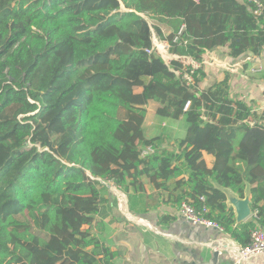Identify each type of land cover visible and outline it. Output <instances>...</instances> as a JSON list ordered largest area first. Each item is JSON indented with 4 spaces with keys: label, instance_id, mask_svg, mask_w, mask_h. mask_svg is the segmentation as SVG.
Wrapping results in <instances>:
<instances>
[{
    "label": "trees",
    "instance_id": "1",
    "mask_svg": "<svg viewBox=\"0 0 264 264\" xmlns=\"http://www.w3.org/2000/svg\"><path fill=\"white\" fill-rule=\"evenodd\" d=\"M153 37L200 62L221 46L259 56L264 14L247 0H0V264H111L92 232L108 183L143 191L144 176L179 209L206 206L240 246L264 229V112L230 75L203 85L198 69L189 84ZM149 103L185 134L148 137ZM249 185L257 216L237 222L226 193Z\"/></svg>",
    "mask_w": 264,
    "mask_h": 264
},
{
    "label": "crops",
    "instance_id": "2",
    "mask_svg": "<svg viewBox=\"0 0 264 264\" xmlns=\"http://www.w3.org/2000/svg\"><path fill=\"white\" fill-rule=\"evenodd\" d=\"M162 28L164 32H170L164 24ZM156 41L160 54L168 64L180 61L187 65L191 62L189 56L170 52L168 41L160 42L158 38ZM203 59V85L222 81L230 75L232 95L245 100L258 113L264 112V50L259 56L247 53L233 58L229 56L227 47L221 46L207 51ZM252 68H257V72H253ZM137 88L143 91L142 87ZM153 115L156 121H150L149 112L146 117L145 132L148 137L170 133L175 138L185 134V122L161 119L156 111ZM158 119L163 126L168 124L166 129L158 127ZM205 159L208 163L213 161L208 154H205ZM140 183L144 186L143 191L130 189L129 192L111 183L115 188L107 190L108 202L100 217L103 229L93 228L92 232L115 252L111 264H264V256L237 261V251L241 246L230 235L186 220L177 204L167 202L168 192L163 193L149 177L144 176ZM171 183L173 187L175 182ZM245 193V197L250 196L252 202L250 185ZM226 194L227 205L235 211L229 196L239 195L230 190ZM251 218L252 215L247 220ZM215 252L217 256L214 259Z\"/></svg>",
    "mask_w": 264,
    "mask_h": 264
},
{
    "label": "built area",
    "instance_id": "3",
    "mask_svg": "<svg viewBox=\"0 0 264 264\" xmlns=\"http://www.w3.org/2000/svg\"><path fill=\"white\" fill-rule=\"evenodd\" d=\"M251 2L254 6V13L256 16H261L264 14V0H247ZM184 29V26L181 28V31L179 34L182 33ZM178 40V37L175 38V41ZM156 37L154 38L155 46L159 53V47L156 43ZM166 47V44H165ZM151 52L152 50H148ZM163 57V56H162ZM164 58V57H163ZM177 58H180V56H177ZM191 58V62L187 65L183 64L184 71H183V77L184 79L189 83L192 84L194 81L193 73L201 69L203 67V61H197L194 58ZM165 60V59H164ZM166 61V60H165ZM167 63V62H166ZM253 72H257V68H252ZM177 73H180L179 71ZM190 102H187L185 109L188 108ZM154 151V147L147 146L143 150V155H147ZM209 212V209L206 206H203L201 208H196L195 206L191 205L190 203H183L180 208V213L183 215V217L192 222L195 225H201L204 227H212L219 229L220 232H223V228L219 226L215 221L209 219L206 217V214ZM252 217L257 216V211H253V214H251ZM257 256H264V229L261 227H258L252 231L251 234V241L247 246H241L239 250L237 251L236 259L237 261H248L251 258L257 257Z\"/></svg>",
    "mask_w": 264,
    "mask_h": 264
},
{
    "label": "water",
    "instance_id": "4",
    "mask_svg": "<svg viewBox=\"0 0 264 264\" xmlns=\"http://www.w3.org/2000/svg\"><path fill=\"white\" fill-rule=\"evenodd\" d=\"M229 201L235 208V212L237 216L236 218L238 222L247 220L250 217L252 213L250 196L240 198L237 196L230 195ZM216 256H217V252L214 253V259L216 258Z\"/></svg>",
    "mask_w": 264,
    "mask_h": 264
},
{
    "label": "rangeland",
    "instance_id": "5",
    "mask_svg": "<svg viewBox=\"0 0 264 264\" xmlns=\"http://www.w3.org/2000/svg\"><path fill=\"white\" fill-rule=\"evenodd\" d=\"M149 22L150 23H155L156 22V20H154V19H151V18H149ZM154 38V37H153ZM141 88H136V91L137 92H141ZM154 111H155V104L154 103H149L148 104V109H147V113L149 112L150 113V121H151V119H153V120H155V117H154ZM156 121V120H155ZM162 122H160V120L158 119V127L159 128H161V129H166L167 128V126H168V124H166V126H163L162 124H161ZM147 128H149V124H148V126L146 127V130H147ZM178 135V134H177ZM180 136V135H179ZM164 147L165 148H169V149H171V150H173V149H175V142H174V140H172V139H167V137H166V139H165V142H164ZM109 185V187L110 188H112V189H114L115 187L113 186V185H111V183H108Z\"/></svg>",
    "mask_w": 264,
    "mask_h": 264
},
{
    "label": "bare ground",
    "instance_id": "6",
    "mask_svg": "<svg viewBox=\"0 0 264 264\" xmlns=\"http://www.w3.org/2000/svg\"><path fill=\"white\" fill-rule=\"evenodd\" d=\"M164 49V48H163Z\"/></svg>",
    "mask_w": 264,
    "mask_h": 264
}]
</instances>
